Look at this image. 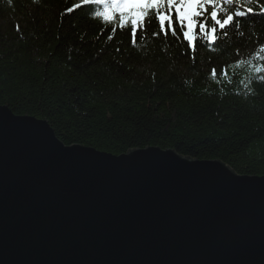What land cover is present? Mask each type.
<instances>
[{
  "label": "trees",
  "instance_id": "trees-1",
  "mask_svg": "<svg viewBox=\"0 0 264 264\" xmlns=\"http://www.w3.org/2000/svg\"><path fill=\"white\" fill-rule=\"evenodd\" d=\"M74 2L0 0V106L45 120L67 146L114 156L158 147L264 176V73L253 66L264 21L216 51L201 44L193 61L154 29L133 48L85 11L61 17Z\"/></svg>",
  "mask_w": 264,
  "mask_h": 264
},
{
  "label": "water",
  "instance_id": "water-1",
  "mask_svg": "<svg viewBox=\"0 0 264 264\" xmlns=\"http://www.w3.org/2000/svg\"><path fill=\"white\" fill-rule=\"evenodd\" d=\"M0 264H264V176L67 146L0 106Z\"/></svg>",
  "mask_w": 264,
  "mask_h": 264
},
{
  "label": "snow or ice",
  "instance_id": "snow-or-ice-1",
  "mask_svg": "<svg viewBox=\"0 0 264 264\" xmlns=\"http://www.w3.org/2000/svg\"><path fill=\"white\" fill-rule=\"evenodd\" d=\"M77 11H85L88 19L100 24L102 31H108L109 41L120 32L129 35L131 46L137 48L148 39L149 29H154L151 33L154 39L163 37L167 41L170 36L179 41L185 48L184 54L191 53L193 61L201 44L216 51L231 38L230 33L243 36L246 27L255 29L256 17L264 21L261 0H75L61 17ZM257 43L254 59L260 63L253 66L260 74L264 73V44H259V37ZM235 63L239 66L241 61ZM210 75L217 79L215 69ZM221 75H227V70ZM259 79L264 81V75Z\"/></svg>",
  "mask_w": 264,
  "mask_h": 264
},
{
  "label": "bare ground",
  "instance_id": "bare-ground-1",
  "mask_svg": "<svg viewBox=\"0 0 264 264\" xmlns=\"http://www.w3.org/2000/svg\"><path fill=\"white\" fill-rule=\"evenodd\" d=\"M58 139V138H57ZM59 140V139H58Z\"/></svg>",
  "mask_w": 264,
  "mask_h": 264
}]
</instances>
